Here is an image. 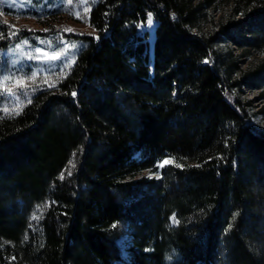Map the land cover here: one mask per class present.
<instances>
[{
  "label": "trees",
  "instance_id": "16d2710c",
  "mask_svg": "<svg viewBox=\"0 0 264 264\" xmlns=\"http://www.w3.org/2000/svg\"><path fill=\"white\" fill-rule=\"evenodd\" d=\"M87 22L73 63L0 109V264H122L124 234L129 264H264V131L241 98L264 59L237 61L264 52V0H97Z\"/></svg>",
  "mask_w": 264,
  "mask_h": 264
},
{
  "label": "rangeland",
  "instance_id": "374dc122",
  "mask_svg": "<svg viewBox=\"0 0 264 264\" xmlns=\"http://www.w3.org/2000/svg\"><path fill=\"white\" fill-rule=\"evenodd\" d=\"M200 1L196 0V2ZM95 2L97 0H0L2 23L11 31L13 29L14 34L18 32V40L9 45L8 50L4 52L8 65L0 73V109L3 112L16 109L20 96L25 95L28 81L34 78L33 71L37 76L63 70L73 63L76 54L83 46L82 42L73 36L93 32L87 18ZM2 8H7L9 11L5 12ZM228 10L226 6L217 5L204 9L202 12L204 16L200 19L199 27L195 32L209 33L213 30V22L225 16ZM154 28L155 23L151 28L142 29V32L147 31L149 34V43L152 42ZM24 31L29 33L24 34ZM35 32H40V35ZM1 34L4 36L3 32ZM222 46L233 56L241 55L242 51L232 45ZM36 49L40 51L37 52ZM149 51L152 54L151 47ZM53 56H57V59L53 60ZM263 59L264 52H251L246 57L237 58V61L242 62L241 68L247 66L254 68ZM241 98L249 102L252 124L255 128L264 131V87L242 86ZM170 224H175L173 217L170 218ZM116 244L123 257L122 264H129L128 237L125 234L119 236Z\"/></svg>",
  "mask_w": 264,
  "mask_h": 264
},
{
  "label": "snow or ice",
  "instance_id": "6c2138e0",
  "mask_svg": "<svg viewBox=\"0 0 264 264\" xmlns=\"http://www.w3.org/2000/svg\"><path fill=\"white\" fill-rule=\"evenodd\" d=\"M9 7H11V5H9ZM152 26H154V21H153V18H152V13L149 12V13L147 14V22H146V24L138 25V27H148V28H151ZM97 39H98V38H97ZM25 43H26V42H25ZM36 51L39 52L40 50H39V49H36ZM29 56H30V58H31V54H30V53H29ZM52 59H53V60L57 59V56H53ZM49 70L51 71V70H53V69H49ZM35 75H36V72L33 71V72H32V76L35 77ZM73 95H75V93H73ZM173 95H175V93H173ZM10 99H11V97H10ZM73 155H75V153H74ZM70 163H71V161H70ZM166 163H170V161H168V160L163 161V163L160 165V167H163V164H166ZM74 166H75V165H73V167H74ZM177 166H179V165H177ZM69 175H71V172H69ZM60 178H61V179L64 178V176H63V172L61 173ZM173 220L175 221V217H173ZM176 222H178V221H176Z\"/></svg>",
  "mask_w": 264,
  "mask_h": 264
}]
</instances>
